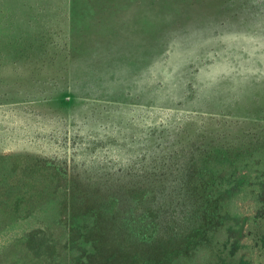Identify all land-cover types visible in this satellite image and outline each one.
Masks as SVG:
<instances>
[{
  "label": "rangeland",
  "instance_id": "374dc122",
  "mask_svg": "<svg viewBox=\"0 0 264 264\" xmlns=\"http://www.w3.org/2000/svg\"><path fill=\"white\" fill-rule=\"evenodd\" d=\"M0 264H264V0H0Z\"/></svg>",
  "mask_w": 264,
  "mask_h": 264
}]
</instances>
